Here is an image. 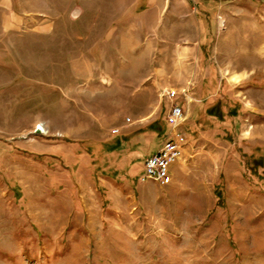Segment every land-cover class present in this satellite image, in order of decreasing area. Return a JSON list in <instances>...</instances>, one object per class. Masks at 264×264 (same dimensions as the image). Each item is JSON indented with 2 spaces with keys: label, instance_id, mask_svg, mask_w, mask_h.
<instances>
[{
  "label": "rangeland",
  "instance_id": "rangeland-1",
  "mask_svg": "<svg viewBox=\"0 0 264 264\" xmlns=\"http://www.w3.org/2000/svg\"><path fill=\"white\" fill-rule=\"evenodd\" d=\"M0 264H264V0H0Z\"/></svg>",
  "mask_w": 264,
  "mask_h": 264
},
{
  "label": "built area",
  "instance_id": "built-area-1",
  "mask_svg": "<svg viewBox=\"0 0 264 264\" xmlns=\"http://www.w3.org/2000/svg\"><path fill=\"white\" fill-rule=\"evenodd\" d=\"M161 97L172 103L167 110L170 132L158 152L145 161L144 173L140 181L143 183L154 182L166 187L172 182V169L183 159L184 148L188 143L186 136L181 132V128L188 120L187 112L185 106L178 103L177 100L182 97L183 102H188L189 96L186 91L180 94L175 90L168 89L162 92Z\"/></svg>",
  "mask_w": 264,
  "mask_h": 264
},
{
  "label": "bare ground",
  "instance_id": "bare-ground-1",
  "mask_svg": "<svg viewBox=\"0 0 264 264\" xmlns=\"http://www.w3.org/2000/svg\"><path fill=\"white\" fill-rule=\"evenodd\" d=\"M235 80H238L240 77L239 76H234ZM36 130L39 132L43 131V132H46V128L43 126V125H39Z\"/></svg>",
  "mask_w": 264,
  "mask_h": 264
},
{
  "label": "trees",
  "instance_id": "trees-1",
  "mask_svg": "<svg viewBox=\"0 0 264 264\" xmlns=\"http://www.w3.org/2000/svg\"><path fill=\"white\" fill-rule=\"evenodd\" d=\"M167 128H169V124H168V122H167ZM141 176H142V175H140L138 178L140 179Z\"/></svg>",
  "mask_w": 264,
  "mask_h": 264
},
{
  "label": "crops",
  "instance_id": "crops-1",
  "mask_svg": "<svg viewBox=\"0 0 264 264\" xmlns=\"http://www.w3.org/2000/svg\"><path fill=\"white\" fill-rule=\"evenodd\" d=\"M160 97H161V95H160ZM199 102V101H198ZM173 171V170H172ZM172 175H173V173H172Z\"/></svg>",
  "mask_w": 264,
  "mask_h": 264
}]
</instances>
